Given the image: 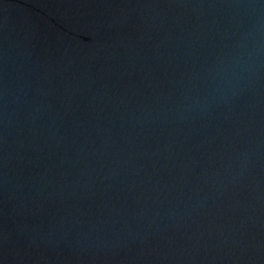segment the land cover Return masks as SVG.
<instances>
[{
  "label": "water",
  "instance_id": "95a60500",
  "mask_svg": "<svg viewBox=\"0 0 264 264\" xmlns=\"http://www.w3.org/2000/svg\"><path fill=\"white\" fill-rule=\"evenodd\" d=\"M0 264H264V0H0Z\"/></svg>",
  "mask_w": 264,
  "mask_h": 264
}]
</instances>
